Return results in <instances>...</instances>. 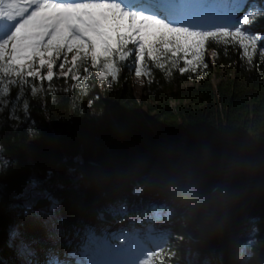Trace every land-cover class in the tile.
<instances>
[{
	"label": "trees",
	"instance_id": "16d2710c",
	"mask_svg": "<svg viewBox=\"0 0 264 264\" xmlns=\"http://www.w3.org/2000/svg\"><path fill=\"white\" fill-rule=\"evenodd\" d=\"M250 11H264V0H242L239 15ZM244 30L262 37L251 64L238 46L210 42L206 70L153 68L140 96L134 56L111 86L94 69L87 81L54 78L51 90L36 81L35 95L31 84L9 85L0 264H86L103 237L133 231L165 239L154 255L162 264H264V18ZM237 161L254 163L252 175L232 176ZM91 162L103 181L83 180ZM41 198L49 207L29 208ZM83 234L95 240L86 249Z\"/></svg>",
	"mask_w": 264,
	"mask_h": 264
},
{
	"label": "snow or ice",
	"instance_id": "6c2138e0",
	"mask_svg": "<svg viewBox=\"0 0 264 264\" xmlns=\"http://www.w3.org/2000/svg\"><path fill=\"white\" fill-rule=\"evenodd\" d=\"M241 3L197 12L186 0H0V95L9 85L31 84L35 95L36 81L49 90L54 78L87 81L91 69L111 86L133 56L137 78L151 80L153 68L199 74L210 42L238 46L251 64L262 37L244 28L264 11L240 16ZM259 55L264 60V49Z\"/></svg>",
	"mask_w": 264,
	"mask_h": 264
},
{
	"label": "rangeland",
	"instance_id": "374dc122",
	"mask_svg": "<svg viewBox=\"0 0 264 264\" xmlns=\"http://www.w3.org/2000/svg\"><path fill=\"white\" fill-rule=\"evenodd\" d=\"M205 0H186V3H188L191 6V11H205L208 10V8L204 5L203 3ZM203 6V7H201ZM205 59H212V52L206 53ZM58 70V69H57ZM134 84H135V90L137 94L140 96L143 93V88L145 87V79L144 77L137 78L134 75ZM255 164L249 161H237L236 163V168H234V171L231 173L232 176H251L253 173V170H255ZM83 166V165H82ZM81 175H82V167L80 169ZM83 178V177H82ZM32 187H36L37 183L36 181L31 182ZM195 190V187H192L190 192H193ZM40 193L33 194V197L39 196ZM28 194L24 195V199L28 198ZM42 200H48L49 198H41L40 200L36 201L35 204H37L39 201ZM29 207L32 210H34V206ZM50 205V201H49ZM49 207V206H48ZM47 208V207H46ZM37 210V211H42L45 210ZM35 211V210H34ZM161 211V212H160ZM156 212H159L158 214L162 217H167L170 218L172 211L170 209H167L166 211L162 210H156ZM114 236L113 232L109 236ZM90 238L83 235H80L79 241L81 244L87 245L92 244L95 242L94 239ZM111 237H105L100 241V245L94 246V249L91 251L92 255L94 258L98 261V264H162V259L156 258L154 256V252H150L149 248L147 246L151 247H156L159 246L160 242L158 239L153 236V235H148L147 240L146 238L140 239L138 236L134 235H129V236H121V238L113 242V238ZM180 247L183 249L185 252L187 249V246L181 243ZM132 247L137 248V250H133ZM136 251V252H135ZM187 252V251H186ZM186 254V253H185ZM186 256V255H184ZM187 264V261L184 262Z\"/></svg>",
	"mask_w": 264,
	"mask_h": 264
},
{
	"label": "water",
	"instance_id": "95a60500",
	"mask_svg": "<svg viewBox=\"0 0 264 264\" xmlns=\"http://www.w3.org/2000/svg\"><path fill=\"white\" fill-rule=\"evenodd\" d=\"M82 177L83 180L90 183L100 182L106 178V172L100 165L96 163H92V162L85 163L82 166ZM48 206H49V201L42 200L39 201L37 204H35L34 210L35 211L41 210Z\"/></svg>",
	"mask_w": 264,
	"mask_h": 264
},
{
	"label": "bare ground",
	"instance_id": "6f19581e",
	"mask_svg": "<svg viewBox=\"0 0 264 264\" xmlns=\"http://www.w3.org/2000/svg\"><path fill=\"white\" fill-rule=\"evenodd\" d=\"M85 181V180H84ZM86 183H90V182H87V181H85ZM96 183V182H95ZM90 184H92V183H90ZM89 238H90V235H87ZM88 237H87V239H88ZM88 241H89V239H88ZM83 245V249H86V248H88L86 245H84V244H82ZM133 250H135V248H132ZM136 252V251H135Z\"/></svg>",
	"mask_w": 264,
	"mask_h": 264
}]
</instances>
